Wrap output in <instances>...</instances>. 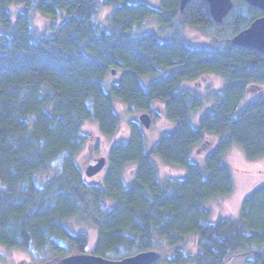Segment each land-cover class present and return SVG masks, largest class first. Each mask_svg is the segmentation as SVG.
<instances>
[{"label":"trees","instance_id":"1","mask_svg":"<svg viewBox=\"0 0 264 264\" xmlns=\"http://www.w3.org/2000/svg\"><path fill=\"white\" fill-rule=\"evenodd\" d=\"M11 6L23 9L13 14ZM101 6L110 9L105 22L97 18ZM36 13L55 22L52 34L35 30ZM263 14L244 0H235L220 24L206 0H192L183 15L179 0L159 7L140 0H0V245L86 253L85 229L93 228L91 253L110 259L158 250L154 264H225L241 255L264 264V186L243 200L238 218L213 222L206 206L234 191L224 161L234 144L248 159H264V96L247 100L264 84V53L231 42ZM150 19L162 31L190 25L224 35L213 47H194L181 36L147 31ZM205 74L221 76L222 88L204 96L182 87ZM117 100L155 116L160 101L175 127L148 147L142 125L130 121L129 136L108 151L102 182H88L78 163L88 142L83 127L95 122L114 136L122 125ZM207 137L213 144L201 165L192 153ZM155 158L185 174L162 179ZM129 164H137L130 183L123 177ZM191 236L198 247L192 254L182 247ZM166 247L173 252L162 258Z\"/></svg>","mask_w":264,"mask_h":264},{"label":"rangeland","instance_id":"2","mask_svg":"<svg viewBox=\"0 0 264 264\" xmlns=\"http://www.w3.org/2000/svg\"><path fill=\"white\" fill-rule=\"evenodd\" d=\"M149 5L159 7L161 0H140ZM235 2V0H234ZM23 6H11L10 10L13 14L21 11ZM110 9L106 6H101L97 14V18L101 22L106 21ZM55 22L48 16L36 13L33 17V25L36 31L40 34L53 33V25ZM147 31L158 33L163 39L172 38L175 36H181L186 39L191 46L194 47H213L216 45L217 40L222 39L223 32H219L215 27L204 26H190L182 25L176 29H170L162 31L161 26L155 19H150L146 26ZM218 35V36H217ZM220 37V38H218ZM224 79L217 74H205L195 81H186L182 84V87L190 90H196L202 93L204 96H210L213 92H216L222 88ZM258 96H264V84L253 89L248 95L247 100H251ZM211 106V102L205 104V109ZM154 109L157 116L151 114L152 124L149 128H145L140 122V115L143 110L130 111L129 108L121 101H115L116 111L122 116V125L119 131L114 136L103 135L97 123L87 122L83 131L88 138L87 145L84 151L78 156V163L82 170L86 171L90 164H95L96 160L100 157H107L110 147L118 140L124 139L130 134V121L139 122L146 135V142L148 147H151L158 137L167 131L172 130L175 124L168 120L164 113L163 103L157 101L154 103ZM149 113V112H148ZM202 111L197 112L192 117V123L198 125L199 115ZM207 140L199 143L194 147L192 153V160L203 165L204 155L211 148L212 140L210 137ZM150 149V148H149ZM225 163L230 167L233 182L234 191L227 196L215 197L210 199L206 206L210 211V220L215 222L223 218H238L241 212L243 200L252 193L256 188L264 186V159L250 160L247 158L244 150L237 144H234L232 148L227 152L224 157ZM160 176L162 179L177 178L185 174V169L169 165L164 163L159 158H155ZM107 166V165H106ZM137 164H129L126 166L123 177L126 182L130 183L135 178V169ZM106 167L94 176L88 177L85 173V180L88 182L101 183L105 173ZM85 231L89 234L90 244L86 249V253L92 252V247L96 240V230L93 228H86ZM183 249L187 253L197 252V238L191 236L182 245ZM173 252L171 248H163L161 257H169ZM63 256H53L48 253L34 251L27 253L19 249H9L0 245V264H18L23 262H36L37 264H49L54 258ZM248 255L234 256L226 261L225 264H251ZM53 264V263H50ZM160 264H167L161 262Z\"/></svg>","mask_w":264,"mask_h":264},{"label":"water","instance_id":"3","mask_svg":"<svg viewBox=\"0 0 264 264\" xmlns=\"http://www.w3.org/2000/svg\"><path fill=\"white\" fill-rule=\"evenodd\" d=\"M192 0H179V9L183 15L187 5ZM209 4L211 19L220 24L224 21L234 6V0H206ZM252 8L264 11V0H244ZM231 42L243 48L264 53V15L254 19L249 26L238 32L231 38ZM115 74V70H113ZM140 122L149 128L152 124L151 114L143 112ZM107 165V158L100 157L95 164H90L85 173L88 177L94 176ZM160 258L158 250H145L121 259H110L94 253H73L63 257L54 258L49 262L53 264H154ZM18 264H37L36 262H23Z\"/></svg>","mask_w":264,"mask_h":264},{"label":"flooded vegetation","instance_id":"4","mask_svg":"<svg viewBox=\"0 0 264 264\" xmlns=\"http://www.w3.org/2000/svg\"><path fill=\"white\" fill-rule=\"evenodd\" d=\"M180 13H181V11H180ZM264 15V14H263ZM262 16V15H261Z\"/></svg>","mask_w":264,"mask_h":264}]
</instances>
